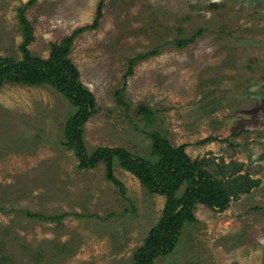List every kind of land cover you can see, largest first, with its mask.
Wrapping results in <instances>:
<instances>
[{"label": "rangeland", "instance_id": "rangeland-1", "mask_svg": "<svg viewBox=\"0 0 264 264\" xmlns=\"http://www.w3.org/2000/svg\"><path fill=\"white\" fill-rule=\"evenodd\" d=\"M101 2L98 28L68 55L98 101L89 153L122 148L155 163L149 134L159 131L231 190L225 210L198 205L199 221L154 264H264V0H0V57L23 59L22 10L34 29L28 48L47 60L54 43L94 24ZM75 111L49 86L0 90V264H133L162 217L166 198L118 161L127 198L104 164L79 169L61 143ZM251 181L259 185L245 192Z\"/></svg>", "mask_w": 264, "mask_h": 264}, {"label": "trees", "instance_id": "trees-1", "mask_svg": "<svg viewBox=\"0 0 264 264\" xmlns=\"http://www.w3.org/2000/svg\"><path fill=\"white\" fill-rule=\"evenodd\" d=\"M24 12L21 11L24 43L20 47L23 59L16 61L13 58L0 57V90L6 84L53 88L76 108L75 113L66 122L61 143L64 147L74 150L79 169L93 170L99 164H104L107 180L120 190L124 198H127L124 183L115 175V162L118 161L120 167L137 178L150 195L166 198L159 223L150 230L144 246L134 256L133 264H154L159 257L167 256L174 251L177 238L186 223L199 221L195 215L198 205L219 211L225 210L230 203L231 190L213 178L205 168V162L191 159L187 153L188 145L173 147L159 131L149 134L152 141L151 154L158 160L155 163L122 148L102 147L89 153L84 139L85 126L97 114L98 101L95 94L84 86L79 68L68 55L76 36L86 30L98 28L103 17V2L98 6L94 24L77 29L60 43H54L51 56L47 60L33 55L28 48L33 40L34 29L25 19ZM193 42L194 40H188L179 43V46L185 47ZM153 54L148 53L131 60L128 75L133 74L136 61L145 60ZM120 93V91L117 93L119 102L124 105ZM139 113L147 118L155 115L147 106H140ZM212 141L215 139L208 138L204 143ZM258 185V181L246 183L244 191L250 192ZM183 187L184 191L180 196L179 192ZM24 213L29 219L47 221L53 219L58 222L66 216L49 218L41 213L29 211Z\"/></svg>", "mask_w": 264, "mask_h": 264}]
</instances>
